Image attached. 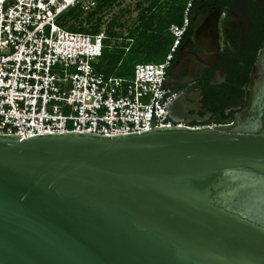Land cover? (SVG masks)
<instances>
[{
    "label": "water",
    "instance_id": "water-1",
    "mask_svg": "<svg viewBox=\"0 0 264 264\" xmlns=\"http://www.w3.org/2000/svg\"><path fill=\"white\" fill-rule=\"evenodd\" d=\"M247 92L229 123L0 134V264H264V46Z\"/></svg>",
    "mask_w": 264,
    "mask_h": 264
},
{
    "label": "built area",
    "instance_id": "built-area-1",
    "mask_svg": "<svg viewBox=\"0 0 264 264\" xmlns=\"http://www.w3.org/2000/svg\"><path fill=\"white\" fill-rule=\"evenodd\" d=\"M78 7L86 15L96 10L97 3H0V134L21 138L67 132L115 136L148 131L153 126H188L167 113L175 95L160 88L189 26L191 4L183 24L170 27L175 40L165 61L137 64L131 79L108 76L98 66L106 41L113 48L128 35L126 28L114 27L112 31L123 34L114 39L109 35L110 23L120 9H134L135 4L121 7L117 13L118 6L106 12L101 30L94 34L69 31L62 25V17ZM108 13L110 19H106ZM136 16L134 12L129 17V26ZM84 27L92 30V24Z\"/></svg>",
    "mask_w": 264,
    "mask_h": 264
},
{
    "label": "flooded vegetation",
    "instance_id": "flooded-vegetation-1",
    "mask_svg": "<svg viewBox=\"0 0 264 264\" xmlns=\"http://www.w3.org/2000/svg\"><path fill=\"white\" fill-rule=\"evenodd\" d=\"M218 1H200L190 10L189 26L167 71L165 87L179 108L175 119L191 127L218 124L212 109L225 103L231 104L228 112L241 110L245 95L237 96L233 83L237 63L257 58L264 46V0ZM195 116L206 121L191 120Z\"/></svg>",
    "mask_w": 264,
    "mask_h": 264
},
{
    "label": "trees",
    "instance_id": "trees-1",
    "mask_svg": "<svg viewBox=\"0 0 264 264\" xmlns=\"http://www.w3.org/2000/svg\"><path fill=\"white\" fill-rule=\"evenodd\" d=\"M97 8L93 12L84 14L79 7L72 9L64 15L62 24L66 29L81 33H98L103 24L105 13L113 10L116 6H121L123 0H95ZM135 8H122L110 23L109 35L114 39L123 37V34L112 31L114 27L121 30L127 29L128 35L124 41L117 42L113 48H110L111 41H106L108 45L105 48L98 69L108 76L131 79L134 75V69L140 60L145 63H161L165 61L174 44V36L170 32L172 25H182L185 11L191 4V9L200 1L211 0H135ZM217 1L218 0H213ZM134 12L137 13L129 26V18ZM84 24H92V30L84 27ZM127 39H133L134 42H127ZM129 48L128 51L126 49ZM257 58L248 57L237 63L238 75L234 79V87L237 96L245 95V100L241 102L240 109L247 103V86L250 83V73ZM237 104V103H236ZM231 104L225 103L218 109H212L214 112V123H229L233 120L237 111H230Z\"/></svg>",
    "mask_w": 264,
    "mask_h": 264
},
{
    "label": "rangeland",
    "instance_id": "rangeland-1",
    "mask_svg": "<svg viewBox=\"0 0 264 264\" xmlns=\"http://www.w3.org/2000/svg\"><path fill=\"white\" fill-rule=\"evenodd\" d=\"M135 2H136L135 0H123V4H122L121 7H126V6L134 7ZM121 7H119V6L116 7V8L114 9V12L117 13ZM134 15H135V14H134ZM110 18H111V15H109V13H108L106 19H110ZM140 63H145V62H144L143 59H141V60H140ZM140 63H139V64H140ZM151 63H156V62H151Z\"/></svg>",
    "mask_w": 264,
    "mask_h": 264
},
{
    "label": "bare ground",
    "instance_id": "bare-ground-1",
    "mask_svg": "<svg viewBox=\"0 0 264 264\" xmlns=\"http://www.w3.org/2000/svg\"><path fill=\"white\" fill-rule=\"evenodd\" d=\"M3 0H0V3L2 2Z\"/></svg>",
    "mask_w": 264,
    "mask_h": 264
}]
</instances>
